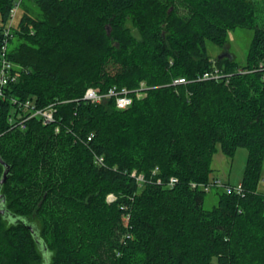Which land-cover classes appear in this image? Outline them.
<instances>
[{
    "label": "trees",
    "instance_id": "trees-1",
    "mask_svg": "<svg viewBox=\"0 0 264 264\" xmlns=\"http://www.w3.org/2000/svg\"><path fill=\"white\" fill-rule=\"evenodd\" d=\"M17 1L0 0V49ZM261 1H22L19 79L0 99V264H264ZM236 29L253 31L246 64L212 59L207 42L225 48ZM215 66L219 80H196ZM113 86L134 91L130 108L85 98ZM14 98L57 104L55 122L20 124ZM240 147L243 195L216 189L206 210L192 183Z\"/></svg>",
    "mask_w": 264,
    "mask_h": 264
},
{
    "label": "built area",
    "instance_id": "built-area-1",
    "mask_svg": "<svg viewBox=\"0 0 264 264\" xmlns=\"http://www.w3.org/2000/svg\"><path fill=\"white\" fill-rule=\"evenodd\" d=\"M23 0H18L15 3V6L11 10V17H10V24L8 28L4 31V43L3 46L0 49V99L5 101L8 99L7 96V89L12 84L16 83L19 79V73L17 72V66L12 63L8 59V52H9V43L10 39L13 38V28L16 25V20L18 18V12L21 9V3ZM216 68V66H215ZM222 77L221 71L216 68L215 70L208 71L205 74H203L202 77L197 78L196 80H219ZM188 81H186L183 78L175 79L174 85L177 84H186ZM145 88V83L141 84V88L137 90V95H142V89ZM134 91H131L127 88H118V86H113L109 89L106 93H100L95 88H89L86 92V99L91 101L93 104H102L104 102H107L110 99H115L116 106L118 109L125 110L130 108L133 103L134 99L132 97V93ZM11 102L18 106L19 113L16 114L17 117H19L20 124H24L28 119L31 118H39L43 124L49 125L55 122L56 120V112L57 104H50L46 106L45 108H37L34 102L31 100L19 102L18 99H12ZM24 112V113H22ZM16 119V116H11L9 118V121L13 123ZM99 162H103V158H98ZM158 170V169H157ZM156 170V172H158ZM137 172L133 173V176H136ZM138 181L140 183L145 182V176L139 175ZM160 182V181H159ZM178 183V180L176 178H172L169 182V187H174ZM193 188H199L204 190L205 192H211L214 189H220L228 194H237V195H243L244 189L242 184H240L237 187H233L230 184H225L222 179L216 178L214 181L209 182L207 184H197L192 183ZM115 198L113 195H110L108 200L113 201Z\"/></svg>",
    "mask_w": 264,
    "mask_h": 264
},
{
    "label": "rangeland",
    "instance_id": "rangeland-1",
    "mask_svg": "<svg viewBox=\"0 0 264 264\" xmlns=\"http://www.w3.org/2000/svg\"><path fill=\"white\" fill-rule=\"evenodd\" d=\"M23 9L18 12V18L21 16ZM36 13L39 14V9L36 8ZM257 23L264 26V0L259 3V11L257 14ZM253 39V31L249 29H236L229 32L227 47L222 48L211 41L207 42L209 54L212 59H217L224 53H228L239 64L244 65L247 62V55L249 52L250 44ZM12 47V44H10ZM249 151L246 147H240L233 158L224 155L219 151L215 156L212 163L214 170L212 177L222 179L224 183L237 187L242 184L245 168L248 161ZM214 179V180H215ZM213 180V181H214ZM259 190L264 193V168L263 178L259 186ZM219 195L218 191L214 189L208 192L205 200V209L211 210L218 205ZM217 263V261H216Z\"/></svg>",
    "mask_w": 264,
    "mask_h": 264
},
{
    "label": "water",
    "instance_id": "water-1",
    "mask_svg": "<svg viewBox=\"0 0 264 264\" xmlns=\"http://www.w3.org/2000/svg\"><path fill=\"white\" fill-rule=\"evenodd\" d=\"M224 58H232L227 52L224 53L223 55H221L219 57V59H224ZM0 162L1 164L5 167V173H4V177L3 179L1 180L0 182V188L5 184V182L7 181V177H8V173H9V167L7 166V164L1 159L0 157ZM1 195H0V199H1ZM4 202H5V199H4Z\"/></svg>",
    "mask_w": 264,
    "mask_h": 264
}]
</instances>
